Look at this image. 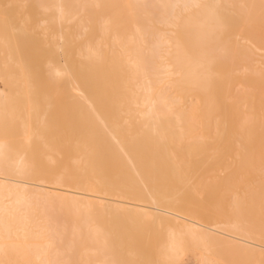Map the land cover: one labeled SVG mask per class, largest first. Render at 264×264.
<instances>
[{
  "label": "bare ground",
  "instance_id": "bare-ground-1",
  "mask_svg": "<svg viewBox=\"0 0 264 264\" xmlns=\"http://www.w3.org/2000/svg\"><path fill=\"white\" fill-rule=\"evenodd\" d=\"M0 256L264 264V0H0Z\"/></svg>",
  "mask_w": 264,
  "mask_h": 264
},
{
  "label": "rangeland",
  "instance_id": "rangeland-1",
  "mask_svg": "<svg viewBox=\"0 0 264 264\" xmlns=\"http://www.w3.org/2000/svg\"><path fill=\"white\" fill-rule=\"evenodd\" d=\"M1 87V84H0ZM192 258L185 260L183 264H195ZM28 256L20 249V247H15V249H6L5 253L0 256V264H28Z\"/></svg>",
  "mask_w": 264,
  "mask_h": 264
}]
</instances>
